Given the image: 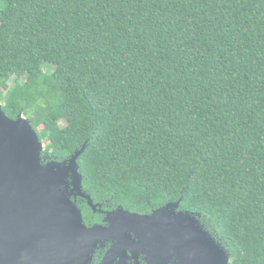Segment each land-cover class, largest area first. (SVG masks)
Listing matches in <instances>:
<instances>
[{
    "label": "trees",
    "instance_id": "trees-1",
    "mask_svg": "<svg viewBox=\"0 0 264 264\" xmlns=\"http://www.w3.org/2000/svg\"><path fill=\"white\" fill-rule=\"evenodd\" d=\"M0 103L44 161L87 143L94 202L182 199L229 264H264V0H0Z\"/></svg>",
    "mask_w": 264,
    "mask_h": 264
},
{
    "label": "water",
    "instance_id": "water-1",
    "mask_svg": "<svg viewBox=\"0 0 264 264\" xmlns=\"http://www.w3.org/2000/svg\"><path fill=\"white\" fill-rule=\"evenodd\" d=\"M44 148L30 119L10 117L0 103V264H91L108 241L101 264L122 248H145L172 264L230 263L200 213L180 209L182 199L149 214L119 206L107 213V225H88L77 199L95 210L103 204L84 191L79 158L87 143L63 160L44 161Z\"/></svg>",
    "mask_w": 264,
    "mask_h": 264
},
{
    "label": "flooded vegetation",
    "instance_id": "flooded-vegetation-1",
    "mask_svg": "<svg viewBox=\"0 0 264 264\" xmlns=\"http://www.w3.org/2000/svg\"><path fill=\"white\" fill-rule=\"evenodd\" d=\"M84 200H86V199L84 198ZM95 203L98 204L100 202H95ZM102 204H103V206L102 205H101V207L99 206L96 210L93 209L88 204L90 206V208L92 209L94 214L101 216L100 221H97V222H94V223L88 224V225H94V224L107 225L108 224L105 221V219L107 217V213L109 211L115 210L116 208H114V209L105 208L104 207V203H102ZM127 210H129V209H127ZM151 212L142 213V214H149ZM132 235H133V237H135L134 233H132ZM112 245H113V242L112 241H108V242H105L103 246H99L96 249V251H95V253L93 255V260H92L91 264H101L103 259L106 256V254L111 250ZM111 264H172V261L171 260H166L165 258L162 259V257H158L156 259L152 255L151 251L147 250L145 248L144 249H138V250H135V251L132 248H124V249L122 248V250H119V254L117 256H115L114 258H112Z\"/></svg>",
    "mask_w": 264,
    "mask_h": 264
},
{
    "label": "rangeland",
    "instance_id": "rangeland-1",
    "mask_svg": "<svg viewBox=\"0 0 264 264\" xmlns=\"http://www.w3.org/2000/svg\"><path fill=\"white\" fill-rule=\"evenodd\" d=\"M60 124H61V125H65V124H66V122H65V121H63V120H61V121H60Z\"/></svg>",
    "mask_w": 264,
    "mask_h": 264
}]
</instances>
